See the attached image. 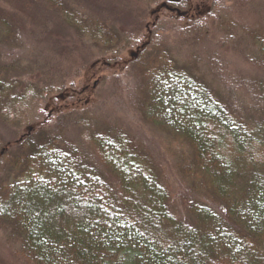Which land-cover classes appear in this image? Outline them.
<instances>
[{"label":"trees","instance_id":"16d2710c","mask_svg":"<svg viewBox=\"0 0 264 264\" xmlns=\"http://www.w3.org/2000/svg\"><path fill=\"white\" fill-rule=\"evenodd\" d=\"M136 1L146 8L154 0ZM45 2L63 15L77 39L112 55L110 62L135 50L133 59L144 70L143 111L157 129L169 131L165 152L191 196L180 219L163 167L114 126L97 129L94 120L79 119L81 136L71 142L61 129L52 131L48 119L34 122L33 107L54 91L20 88L9 78L13 72L2 67L0 120L15 129L18 141L16 153L0 141V172L9 165L11 174L9 183H0V225L19 239L25 259L264 264V91L251 106L233 108L225 94L189 70L162 64L163 54L146 59L163 48L156 23L149 28L140 18L133 31L116 27L107 15L79 13L63 0ZM109 2L98 0L102 9ZM188 2L167 0L159 9L179 13L182 21L192 15ZM187 23L193 25L182 36L197 34L202 42L200 21Z\"/></svg>","mask_w":264,"mask_h":264},{"label":"rangeland","instance_id":"374dc122","mask_svg":"<svg viewBox=\"0 0 264 264\" xmlns=\"http://www.w3.org/2000/svg\"><path fill=\"white\" fill-rule=\"evenodd\" d=\"M63 1L87 16L107 15L116 27L131 26L134 31L140 18L149 28L156 23L163 48L150 51L146 59L163 54L162 64L189 70L225 94L233 108L251 106L264 91V0H188L192 15L182 21L179 13L159 9L167 0H154L146 8L136 0H110L103 9L98 0ZM194 18L200 21L202 42L197 34L183 37L180 32L192 27L187 22ZM134 53L127 50L110 62L112 55L103 56L93 44L77 39L63 15L45 0H0V68L12 71L14 78L8 76L19 81L20 88L33 85L54 91L33 107V121L42 124L48 119L51 130L61 129L71 142L81 136L76 121L82 118L94 120L96 128L110 125L127 133L163 167L183 219V201L191 195L165 152L169 131L157 129L148 118L151 114L143 111L144 70ZM15 132L0 120V141L9 151L18 141ZM9 170L7 165L0 172V183L11 181ZM0 264H31L21 253L19 239L1 225Z\"/></svg>","mask_w":264,"mask_h":264}]
</instances>
